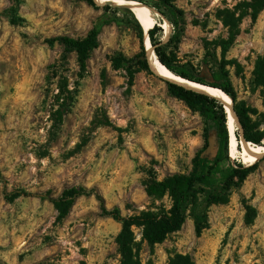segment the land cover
I'll use <instances>...</instances> for the list:
<instances>
[{
  "label": "rangeland",
  "instance_id": "374dc122",
  "mask_svg": "<svg viewBox=\"0 0 264 264\" xmlns=\"http://www.w3.org/2000/svg\"><path fill=\"white\" fill-rule=\"evenodd\" d=\"M145 1L136 3L161 27L156 39L168 43V19L156 0ZM239 1L172 0L184 21L167 50L208 81L229 63L237 103L264 135V10L254 19L244 3L236 7ZM97 4L0 0V264H121L122 224L102 214L95 195L76 198L63 218L51 199L64 202L66 191L86 187L125 217L170 209L171 198L150 197L147 183L190 174L206 127L210 145L202 157H217L207 118L173 96L168 81L142 69L136 12ZM94 29L98 47L85 70L75 51L48 42L81 40ZM230 159L207 189H221L226 170L240 161ZM221 197L200 236L191 208L161 244L143 242L142 229L133 227L142 264H169L177 254L195 264H264V163Z\"/></svg>",
  "mask_w": 264,
  "mask_h": 264
},
{
  "label": "trees",
  "instance_id": "16d2710c",
  "mask_svg": "<svg viewBox=\"0 0 264 264\" xmlns=\"http://www.w3.org/2000/svg\"><path fill=\"white\" fill-rule=\"evenodd\" d=\"M139 3L149 5L145 0H131ZM86 2L92 7H98L95 0H86ZM154 7L168 19V31H164V40L167 42L170 38L176 40L177 29L184 21V12L178 9L172 0H156ZM245 4L247 8L252 10L251 16L256 19L257 14L264 10V0H241L237 6ZM116 10L121 9L120 6H109ZM153 16V15H152ZM138 38L140 41V55L142 59V69L153 74L148 63L147 53L144 46L145 34L141 23L138 19L131 14ZM12 22L16 24L15 19ZM173 26V33L171 34V26ZM159 32H162L161 27L155 25L149 32L150 40L154 51L159 61L169 70L171 73L184 78L186 80L200 83L206 86L221 89L228 94L234 102V110L236 111L238 121L242 130V134L236 130V137L238 140H242L243 137L259 146H264V135H258L254 132L250 125V110L246 108H240L237 103V94L234 85L230 79V75L225 71L226 66L229 64L226 61L221 63L218 70L212 71V81H208L206 77L201 74L198 69L191 62H181L173 58L168 52V43H162L156 39ZM98 30H92L87 37L81 40L72 39L69 37H56L48 42L54 44L56 42L62 44L65 47V52L69 53L75 51L78 55V63L82 70L86 69L87 60L90 58L91 52L98 47ZM234 39L232 37L227 42L225 52L232 45ZM66 58V56H65ZM169 92L183 100L187 106L194 110L199 111L204 117L207 118V123L211 124V128L216 131L218 139V154L214 161L206 157H202V154L209 148L210 137L209 128L204 129V145L199 151L198 155L194 159L193 171L186 174H177L166 178L164 181H158L157 179L150 180L146 185L147 194L154 198H164L169 196L172 200V206L170 209H163L162 211H142L134 216L125 217L119 208L108 209L105 205L104 198L93 189L86 187L72 188L66 191L64 195V202L58 199L52 198L58 210L62 211V218L68 214V210L73 205L76 198L81 196L95 195L100 202V208L104 216H109L115 221L122 224V231L117 237V243L120 248L122 256L121 264H142L140 259V253L138 244L135 241V233L133 227L142 229V241L147 242L149 245H156L163 243L167 237L179 231L186 223L188 218L187 211L189 208L192 210L193 219L195 222V228L198 236L207 228L208 209L210 206L225 202L221 197V194L227 193L233 184L236 182L243 183L252 173H254L259 164L251 167H246L241 161L236 163L234 167H229L221 179V189L210 191L207 189L211 179L219 174L221 171V164L223 161L230 162L229 153V132H228V115L225 111V107L221 101L213 97H209L200 93H196L189 89H186L177 84L167 82ZM264 163V158L261 161ZM16 194L14 198L19 197ZM169 264H195L193 258L189 255L177 254L170 259Z\"/></svg>",
  "mask_w": 264,
  "mask_h": 264
},
{
  "label": "bare ground",
  "instance_id": "6f19581e",
  "mask_svg": "<svg viewBox=\"0 0 264 264\" xmlns=\"http://www.w3.org/2000/svg\"><path fill=\"white\" fill-rule=\"evenodd\" d=\"M97 3L112 2L115 5L128 6L136 12L145 34V49L147 53V59L151 71L158 77L182 86L186 89L200 93L209 97H213L221 101L225 107V111L228 115V132H229V153L232 158L238 157L239 160L246 166L251 167L260 163L264 158V146L255 145L247 141L244 137L240 141L236 137V130L239 125L236 111L234 110L232 98L222 92L219 89H213L208 86L200 85L191 81L182 79L171 73L158 59L156 53L153 50V46L150 40L149 32L155 25V19L152 15L143 10H140L141 6L131 0H95Z\"/></svg>",
  "mask_w": 264,
  "mask_h": 264
},
{
  "label": "water",
  "instance_id": "95a60500",
  "mask_svg": "<svg viewBox=\"0 0 264 264\" xmlns=\"http://www.w3.org/2000/svg\"><path fill=\"white\" fill-rule=\"evenodd\" d=\"M96 2V1H95ZM109 3H112V2H109ZM144 46H145V43H144ZM146 50V49H145ZM153 50H154V48H153ZM155 52V51H154ZM179 77V76H178ZM182 79H184V78H182ZM186 80V79H185ZM187 81H189V80H187ZM192 82V81H191ZM194 83H196V82H194ZM198 84H200V83H198ZM200 85H203V84H200ZM204 86H206V85H204ZM208 87H210V86H208ZM211 88H213V89H218V88H214V87H211ZM219 90H221V89H219ZM222 91V90H221ZM222 92H224V91H222ZM225 93V92H224ZM226 94V93H225ZM228 95V94H227ZM255 145H257V144H255Z\"/></svg>",
  "mask_w": 264,
  "mask_h": 264
}]
</instances>
